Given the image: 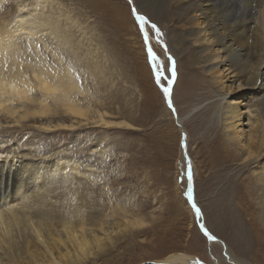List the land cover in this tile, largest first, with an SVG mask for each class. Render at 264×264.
<instances>
[{"label": "rangeland", "instance_id": "obj_1", "mask_svg": "<svg viewBox=\"0 0 264 264\" xmlns=\"http://www.w3.org/2000/svg\"><path fill=\"white\" fill-rule=\"evenodd\" d=\"M29 1H26L27 7L31 5ZM49 1L44 4V9L53 16L60 14L59 23L67 35L72 36V41L70 46L61 45L49 35L44 36L48 47L44 49L41 41L37 43L42 55L48 63L66 65L78 84L85 88L86 93L75 94V101L84 105L90 103V108L104 109L108 112L105 118L124 119L131 126H96L90 121L77 122L79 119L61 113L55 117L33 116L20 122L0 115V151L5 152L3 155L33 156L34 159L29 158L35 160L32 163L34 167L36 165L34 171L41 174L39 177L44 186L54 187L51 194L54 203L60 207L70 202L67 190L81 185L79 192L86 194L88 201L85 211H89L88 216L92 219L91 225L86 227L96 230L99 220H105L104 225H113L121 220V216L142 217L144 225L124 233L125 236L117 240V248H113L106 259L94 258L86 264H161L158 260L172 253H185L198 264H226L221 258V250L210 246L212 241L200 231L195 211L189 204L186 160L180 153L184 135L176 126L174 113L167 105L162 89L167 86L168 79H173L169 98L176 116L194 110L183 122L189 134V139L184 137L188 140L185 152L188 160L194 163L191 165L189 161L193 199L200 201L202 224L214 237L225 242V236L218 230L223 234L234 230L233 226H229L230 231L228 225H220L229 211L220 205L216 214L210 202L217 193L214 190L235 184L233 176H227V166H231V162L226 160L220 168L213 160L207 162L220 130L210 125L204 109H200L202 105L193 109L196 103L212 100L219 92H213L218 90L217 85L204 77L203 70L187 53L179 63L169 41L171 25L164 15L166 11L161 9L164 7L161 0H137V3L135 0ZM20 2H0V16L11 19V14L20 10ZM133 9L148 21L145 30L149 34V44L164 68L159 85ZM151 24L160 29V42ZM21 43H26L24 37H21ZM67 48L78 52L79 58H72ZM25 53L29 51L25 50ZM169 57L175 62V77L168 71ZM77 60L78 64L75 63ZM91 66H98L101 74L89 76L86 69ZM30 92L32 96H40L35 90ZM11 105H15L14 102ZM248 113L253 115L252 108ZM56 122H73L75 125L61 129L54 127ZM44 125L50 127L44 129ZM60 158L76 163L79 171L71 170L69 166L63 171L47 170L49 161L53 163ZM84 172L96 175L97 179L91 180ZM203 204H207L205 209ZM210 224L214 229L208 226ZM261 230L264 236V229ZM249 233L247 228L244 229L248 246L242 244L245 252L236 250L234 241L232 248L251 264H264V257L257 259L255 253H250V257L246 253L250 249Z\"/></svg>", "mask_w": 264, "mask_h": 264}, {"label": "bare ground", "instance_id": "obj_2", "mask_svg": "<svg viewBox=\"0 0 264 264\" xmlns=\"http://www.w3.org/2000/svg\"><path fill=\"white\" fill-rule=\"evenodd\" d=\"M26 1L21 0L20 10L17 14L13 12L11 19L0 16V115L20 122L33 116L55 117L61 113L79 119L77 122L90 121L96 126L130 127L124 119L105 118L108 112L104 109L90 108V103L84 105L73 99L76 93H86L85 88L78 84L66 65L48 63L37 45L41 41L44 49L48 47L44 39L49 35L59 44L70 46L72 36L69 37L66 29L61 27L60 14L53 16L44 9L49 0H31L30 7ZM161 2L164 6L161 9L166 11L164 15L171 25L169 41L179 63L187 53L203 70L204 77L217 85L218 90L213 92H219L212 100L205 99L204 103L193 106L197 109L202 105L200 109H204L209 124L220 130L207 162L213 160L220 168L226 160L230 161L227 176H233L235 180L232 187L228 185L230 188L217 187L210 202L216 214L218 206H226L229 214L222 215L220 225H228L229 230L233 226L234 230H230V234L218 230L227 242L215 237L210 246L221 250V258L226 264H251L239 257L238 251L234 252L232 243L237 244L236 250L245 252L242 244H246L244 229L247 228L250 249L246 253L249 257L250 253H255L257 259L264 257L261 230L264 229V0ZM23 8H26L24 12L21 11ZM21 37L26 43H21ZM68 52L72 58H79L78 52L69 49ZM86 70L89 76L101 74L98 66ZM31 90L40 96H32ZM251 108L253 115L248 113ZM193 111L176 116V126L187 139L189 134L183 122ZM74 125L73 122H56L54 127L67 129ZM49 127L44 125V129ZM186 142L188 140L184 138L180 145L183 157ZM4 153L0 151V264H86L94 258L108 257L124 233L144 225L142 217L133 215L121 216V220L113 225H104L105 220H99L96 230L86 227L91 225L92 219L88 216L89 211H85L88 201L86 194L79 192L81 185L67 190L70 202L60 207L53 200V186H44L41 174L34 171L36 165L34 167L32 163L35 160H30L33 156ZM60 159L53 163L49 161L47 170L63 171L69 166L71 170L79 171L76 163ZM185 160L188 166L194 164ZM84 174L91 180L97 179L90 172ZM190 188L193 199L191 183ZM193 201L197 206L200 204V201ZM206 205L203 204L204 209ZM158 263L198 264L185 253L168 254Z\"/></svg>", "mask_w": 264, "mask_h": 264}, {"label": "snow or ice", "instance_id": "obj_3", "mask_svg": "<svg viewBox=\"0 0 264 264\" xmlns=\"http://www.w3.org/2000/svg\"><path fill=\"white\" fill-rule=\"evenodd\" d=\"M133 13L136 15V20L139 22V28H140V32L143 35L145 47L147 49L148 58L152 64V69H153V73L155 76L156 83L159 85L163 76H164V68L160 64V62L158 61V57L153 52V50L149 44V34H148V31L145 30V26L148 24V21L145 18V16L136 13L135 9H133ZM151 29L155 32L156 37H157V41L160 42L159 38L162 35L160 32V29L155 24H151ZM169 62L170 63H169L168 71L172 74V77H175V66H174L175 62H174V60H172L171 57H169ZM172 84H173V79H168L167 80V86L163 87V89H162L166 98H168L170 95ZM168 103H169V107H171L172 105H171L170 99L168 100ZM188 179H189V183H191L190 166H189V172H188ZM187 196H188V200L192 201L191 188H189V190L187 192ZM192 206L195 209L197 216H199L200 215V209L196 207L195 203H193ZM201 230L204 232V234L206 236L209 237V239H213V240L215 239L214 236H212L208 233V230L203 225H201Z\"/></svg>", "mask_w": 264, "mask_h": 264}, {"label": "water", "instance_id": "obj_4", "mask_svg": "<svg viewBox=\"0 0 264 264\" xmlns=\"http://www.w3.org/2000/svg\"><path fill=\"white\" fill-rule=\"evenodd\" d=\"M170 98L168 97V98H166V103H167V105L169 106V103H168V100H169ZM172 105V104H171ZM171 108V110L173 111V113H174V117H175V122H176V113H175V111H174V109H173V107L171 106L170 107ZM184 143V136H182V142H181V144H183ZM184 158H186L187 160H188V156H187V154L185 155V157ZM185 168H186V170H185V177H186V179L188 178V172H189V167H188V165L186 164L185 165ZM186 191L188 192V190H189V188H190V183H186ZM193 203H194V201H193V199H192V201H189V204L192 206L193 205ZM196 205V204H195ZM196 207L197 208H199L197 205H196ZM192 208H193V206H192ZM200 209V208H199ZM193 210L195 211V209L193 208ZM195 216H196V220H197V225H198V227H199V229H200V231L204 234V232L201 230V225H203L202 224V222H203V215H202V212H201V209H200V215L199 216H197V214H196V211H195ZM204 226V225H203ZM205 227V226H204ZM206 228V227H205ZM207 229V228H206ZM208 230V229H207ZM208 233L210 234V232L208 231ZM205 235V234H204ZM210 235H212V234H210ZM206 236V235H205ZM213 236V235H212ZM207 237V239L208 240H210V241H214L213 239H209V237L208 236H206Z\"/></svg>", "mask_w": 264, "mask_h": 264}]
</instances>
